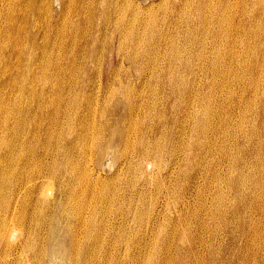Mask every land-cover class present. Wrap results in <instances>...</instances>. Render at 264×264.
Returning a JSON list of instances; mask_svg holds the SVG:
<instances>
[{
	"label": "bare ground",
	"instance_id": "bare-ground-1",
	"mask_svg": "<svg viewBox=\"0 0 264 264\" xmlns=\"http://www.w3.org/2000/svg\"><path fill=\"white\" fill-rule=\"evenodd\" d=\"M175 38L187 45L172 57ZM62 65L80 66L68 74ZM106 166L159 194L178 175L199 179L207 169L203 194L212 183V216L223 211L208 228L224 231L214 255L238 237L237 217L254 239L250 256L221 264H262L264 226L249 212L264 194V0H0V264L182 262L170 252L201 238H187L192 221L170 219L166 230L155 208H141L150 186L134 190L131 215L111 221ZM132 239L138 250L120 258Z\"/></svg>",
	"mask_w": 264,
	"mask_h": 264
},
{
	"label": "rangeland",
	"instance_id": "rangeland-1",
	"mask_svg": "<svg viewBox=\"0 0 264 264\" xmlns=\"http://www.w3.org/2000/svg\"><path fill=\"white\" fill-rule=\"evenodd\" d=\"M110 0H108L109 2ZM139 1V0H137ZM156 14V13H154ZM81 27L83 28L84 27V23L81 24ZM166 31V34L168 33L167 31L169 30H165ZM152 31H148L147 34H146V37H148L150 34H151ZM176 35H179L180 36H183V26H179L177 28V31H176ZM145 37V43L148 42V39ZM157 35H154L152 37H149L150 40H151V43H156L158 42V39L160 37H158ZM174 47L173 49L171 50L172 53V57H174V53L177 52V49L180 48V47H183V49H185L186 45H187V41L184 39V38H181L179 40H176L175 38V41H174ZM83 44V41H80L77 43V46L76 47H80L81 45ZM159 48L158 49H161L162 46H161V42L157 43ZM82 47V46H81ZM66 48V46H65ZM227 49V48H226ZM226 49L225 47L222 49V55L225 51V54H226ZM170 52V51H169ZM179 53V52H178ZM108 56V54H107ZM178 58H179V62L180 64L182 65H188V62L186 60V56L184 53H179L176 55ZM169 57H170V54H169ZM14 58V57H13ZM15 59V58H14ZM107 59V57H106ZM123 62H124V65H129L133 60L129 57V56H124V58L122 59ZM207 65V64H206ZM63 67H66L68 68V74H71V70L70 69H75L77 68L78 70V67L80 65H77L75 67H68V65H62ZM218 74L219 75H222V70L220 69L218 71ZM134 78L135 77V74H134ZM11 82H14V81H7L5 82V86L7 87H10L12 86V83ZM17 86L20 84V81L19 79L17 80V82L15 83ZM7 87V88H8ZM212 103L216 104L217 103V100H216V97L213 96V99H212ZM214 104V105H215ZM212 156L210 155L208 157V163L210 164L212 162ZM223 165H228L227 162H224ZM91 166H94V165H91ZM201 167H203L202 164L200 163H196L195 164V168L196 169H200ZM114 168V169H113ZM113 169V170H111ZM206 172V174H205ZM115 173V174H114ZM102 177H104V179L110 183L113 187L111 188L110 192L114 195H112V200L110 202H108V205L111 206L112 208V213L111 215H109V218L111 221H114L115 219H117L118 216L120 215H123V214H126V215H131L130 213H128L129 209H130V200L131 198L133 197L132 195L134 190H137V188L140 189L142 187H145L148 188L150 186V188L152 189V193L150 192H145L144 193V196L142 197V203H141V208H144V209H148L149 211H151V207L152 208H155V210L153 209V214L155 217L158 216V218H162V219H159L160 221H163V223L166 226V230L170 229V226H168V223L167 221H170V219H176V218H180L183 219L185 218L186 216V220L188 219V222H191V226H189L188 228V225H186V229H189L187 230V238L190 237L191 240H196L199 235L201 236V238L193 243V247H189L187 248V246L185 247L184 245V249H181V251H177L175 252V250H172V252H170L172 255H174L176 257V255L178 254L179 256H181L183 259H182V264H221L222 262H224L223 259H230V258H233V260L235 261V263H238V261L242 260V255H245L246 254V257L248 258L250 256V254H247V252H249L251 250V245L254 241V239L252 238L251 239V231L249 229V226H247L244 230V233L240 234L241 233V229H238V221H237V217L236 218H233L234 222L232 221V224H231V229L234 230V233L235 234H238L237 238L234 239L232 237V239H234L233 243H232V239L231 238H226V242H225V245L221 247L222 249V254L221 256L218 257V253L214 255L215 251H219L220 249V239H221V236L224 235V231L222 230L217 236H215L214 234H212L210 232V230L208 229L210 227V224L213 225L212 223L216 222L217 224H221L222 220H223V215L221 214V212L223 211H217V212H214L213 213V216H212V208H213V201H214V198L216 196H219L217 195V193L215 191H213V186H212V183H211V190L207 191L205 193V195L203 194V190H205V188L207 187V185L209 186L210 185V179H209V173L207 174V169L204 171V174L202 175V177H199V179H194V178H190V179H182L181 176H177V178H174V179H171L172 183L171 185L174 186L172 191H167L166 189L163 190L164 193H157L156 192V189H155V185L153 184H150L149 185L147 184L148 182H146V185H143L144 181L142 178H139L138 181L133 184V185H129V179L130 178H124V179H120L122 181L119 180V176L117 175V167H111V166H106L105 169L102 171ZM193 174V171L191 173V175ZM205 175V176H204ZM131 176V175H130ZM107 179H106V178ZM112 178V179H111ZM201 178V179H200ZM128 179V180H127ZM182 179V180H181ZM115 180V181H114ZM140 180V181H139ZM175 180V181H174ZM194 180V181H193ZM214 180V179H213ZM117 181V182H116ZM143 181V182H142ZM170 181V182H171ZM174 182V183H173ZM194 182V183H193ZM201 182V183H200ZM203 182V183H202ZM121 183V186L120 184ZM142 183V184H141ZM197 183H198V188H197ZM201 185V186H200ZM120 186V187H119ZM129 186V187H128ZM141 186V187H140ZM196 186V187H195ZM116 187V188H115ZM122 187V188H121ZM195 187V188H194ZM201 187V189H200ZM121 188V189H119ZM128 188V189H127ZM118 189V191H117ZM195 189V190H194ZM198 189V190H197ZM117 191V192H116ZM120 191V193H119ZM154 191V192H153ZM192 191V192H191ZM200 191V192H199ZM114 192V193H113ZM188 192V193H187ZM190 192V193H189ZM196 192V193H195ZM264 192V190H263ZM130 193V194H129ZM169 193V194H168ZM172 193V194H171ZM192 193V194H191ZM126 194V195H125ZM164 194V195H163ZM166 194V195H165ZM195 194V195H194ZM116 195V196H115ZM158 195V196H157ZM181 195V196H180ZM189 195L191 197H189ZM200 195V196H199ZM208 195V196H207ZM120 196V197H119ZM123 196V197H122ZM132 196V197H131ZM160 196V197H159ZM165 196V197H164ZM171 196V197H170ZM184 196V197H183ZM197 196V198H196ZM117 197V198H116ZM137 198V196H135ZM152 197V198H151ZM162 197V199L160 200V198ZM168 197V198H167ZM175 197V198H174ZM209 197V198H208ZM116 198V199H115ZM123 198V199H122ZM145 198V199H144ZM154 198V200H153ZM166 198V199H165ZM172 198V199H171ZM188 198V199H187ZM195 198V199H193ZM206 198V199H205ZM116 201H115V200ZM129 199V200H128ZM159 199V200H158ZM168 199L170 200L168 202ZM175 200L173 202H171L172 200ZM183 199V200H182ZM192 199V200H191ZM179 200V201H178ZM186 200L184 202L185 205L181 204V202L183 203V201ZM187 200H190V201H187ZM198 200V201H197ZM259 203L261 204L262 208L261 210H259V208H255L253 207L252 211L249 212L250 214V218L252 219H257V222L259 223V225H263L264 226V194H263V197L261 199H259ZM167 205H169V207H172V208H169L166 206L165 202ZM197 201V202H196ZM202 201L205 202V205H206V209H201V203ZM126 202V203H125ZM171 202V203H170ZM177 202V203H176ZM169 203V204H168ZM197 203V206L195 205ZM37 204V203H36ZM114 206H113V205ZM146 204V205H145ZM163 204V205H162ZM173 206H172V205ZM176 204V206H174ZM191 204V205H189ZM194 204V205H193ZM39 206V204H37ZM144 205V206H143ZM148 205V206H147ZM178 205V206H177ZM180 205V206H179ZM182 205V206H181ZM257 205V204H256ZM31 206L34 208V203L31 204ZM160 206V207H159ZM163 206V208H162ZM186 206H189V207H186ZM176 207V208H175ZM185 207V208H184ZM121 208V209H120ZM161 208V209H160ZM167 208V209H166ZM171 209V211L169 209ZM177 208H181L180 210H182V214H180L179 212H176V209ZM190 208V209H189ZM197 208V209H196ZM158 209V210H157ZM120 210V211H119ZM123 210V211H122ZM169 210V212L167 213V211ZM174 210V211H172ZM39 211H42V212H45V213H52L51 210L49 208H46L44 206H41L40 207V210ZM50 211V212H49ZM166 211V212H165ZM194 211V212H193ZM124 212V213H123ZM160 214H159V213ZM175 212V213H174ZM195 212H198L195 213ZM205 212V213H204ZM41 212H39L40 214ZM150 212V214L148 213L149 217L151 215V217L153 216ZM185 213V214H183ZM193 213V214H192ZM166 214V215H165ZM200 214V216H199ZM203 214V215H202ZM183 215V216H181ZM164 216V217H163ZM190 218H189V217ZM193 216V218H192ZM169 217V219H168ZM165 218V219H164ZM202 218L206 219L208 222H209V225L207 226H204V227H199L200 226V221H202ZM164 219V220H163ZM145 221H149V218L145 217L144 216V222ZM197 221V222H196ZM237 221V223H236ZM194 222V223H193ZM146 223V222H145ZM183 222L180 223V226H182ZM195 224V225H194ZM198 228V229H197ZM165 229V228H164ZM161 230L159 235L161 237H163V233L166 232L165 230ZM193 230V231H192ZM196 231V232H195ZM205 235H204V233ZM206 231V232H205ZM193 233L196 235L193 236ZM192 235V236H191ZM193 237V238H192ZM153 240V237L150 236V240ZM176 240H179V238H177ZM133 241V239H132ZM143 241L146 242V239ZM180 241V240H179ZM179 241H175V242H179ZM202 241V242H201ZM191 242H194V241H191ZM144 243V242H143ZM212 243V244H211ZM132 247H131V246ZM209 245H212L209 246ZM128 246V248H127ZM196 246V247H195ZM119 248H120V252L121 254L119 255L120 258H122L124 256V253H130L129 256L133 253V252H136L138 250V247H135L134 246V241L131 243H129V245L127 243L123 244L120 243L119 245ZM133 252H132V250ZM188 249V250H187ZM198 251H197V250ZM201 249V250H200ZM131 250V251H130ZM183 250V252H182ZM194 252H193V251ZM146 252V247H143L142 249V255L145 257L146 255H144ZM188 252V253H187ZM204 252V253H203ZM180 253V254H179ZM196 255H195V254ZM242 253H245V254H242ZM123 254V255H122ZM184 254V255H183ZM186 254V255H185ZM193 255V257H192ZM128 256V257H129ZM196 256V257H195ZM200 257V258H199ZM192 258V259H191ZM223 258V259H222ZM197 259V260H196ZM205 262H204V260ZM193 260V262H192ZM130 261V260H129ZM128 261V259L126 258L125 259V263L127 264H130ZM175 261V260H174ZM172 262L171 264H175V262ZM192 262V263H191ZM196 262V263H195ZM108 261L106 260H97L95 262H93L92 264H107ZM179 263V264H180ZM250 263V261L248 262ZM109 264V263H108ZM262 264H264V259H262Z\"/></svg>",
	"mask_w": 264,
	"mask_h": 264
}]
</instances>
